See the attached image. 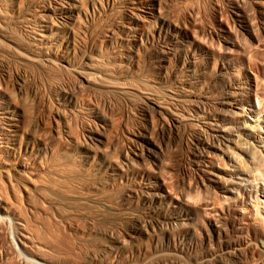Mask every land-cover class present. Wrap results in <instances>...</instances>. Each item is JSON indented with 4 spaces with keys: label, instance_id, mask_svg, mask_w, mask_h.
<instances>
[{
    "label": "bare ground",
    "instance_id": "1",
    "mask_svg": "<svg viewBox=\"0 0 264 264\" xmlns=\"http://www.w3.org/2000/svg\"><path fill=\"white\" fill-rule=\"evenodd\" d=\"M94 1L96 3V0H87L92 13L98 10ZM229 1L237 7L238 18L245 9L264 15V0ZM83 5L82 0H60L49 7L50 12H59V22L42 21L39 37L32 36L25 27L28 40L21 46L25 51L15 46L14 38L1 30L0 46L20 49L26 60L34 62L33 66L41 65L49 70L74 68L71 61L78 46L73 30L68 29L66 23L73 16L72 10L77 14ZM106 7L125 10L124 38L134 57L141 45L138 39L148 40L164 50L180 41L186 54L190 53L185 56L183 67L188 57L208 70L210 82L216 84L217 89L203 98L215 108L208 110L209 117L202 125L209 132V139L197 136L193 158L200 162V173L217 186L224 205L215 208L210 204L211 198L209 201L192 197L195 193L192 182L174 191L160 167L159 170L148 162L145 164L142 151L137 155L138 160L126 155L119 164L115 158L94 149H88L81 162L68 158L62 150L59 125L64 110L59 109L61 112L56 111L46 121L40 117L39 108L31 110L24 98H14L0 88V224L14 225L17 241L27 249L25 262L29 264H108L105 260L97 261L103 251L100 255L94 254V241L100 234H109L117 244L115 252L120 250L121 254H127L130 246L136 254L147 251L162 254L171 249L177 263H182L184 256L189 264H209L212 258H218V264L264 261V162L258 158L259 154H264V37L258 35L253 18L244 30L223 28L220 43L211 46L193 29L186 30L162 15L158 0H104L100 11ZM105 12L107 9L100 16ZM245 33L251 36L250 41L244 37ZM256 49L261 51L260 61L252 54ZM86 66L89 69L82 72V79L87 83L93 77L110 75L105 66L103 69L99 64ZM106 78L117 93L131 90L119 85L114 78ZM137 94L149 101L142 89L137 90ZM65 100L69 105L74 104L69 95L64 96ZM179 119L182 118H173V122ZM250 136L256 140L249 141ZM146 143L149 142L142 145L149 150ZM212 148L225 151L226 166L204 167ZM120 180L142 190L144 203L151 207L153 217L137 222L125 235L114 233V236L97 224L107 221L106 210L110 206L107 193ZM230 210L232 213L227 218L225 212L230 213ZM47 214H52L56 224L47 223L44 227L59 244L50 240L44 229L42 233L49 236L44 234L47 243L42 234L34 231L41 219H48ZM223 215L227 218L225 222L220 220ZM204 218H207L206 224L202 222ZM81 231L89 236V241H81ZM38 235L42 236L44 245L54 242L58 248L54 244L51 248L57 249L46 252ZM65 235L71 236V241L70 238L67 241ZM90 255L89 260L82 259ZM17 256L15 250L0 251V264H19L14 259Z\"/></svg>",
    "mask_w": 264,
    "mask_h": 264
},
{
    "label": "rangeland",
    "instance_id": "2",
    "mask_svg": "<svg viewBox=\"0 0 264 264\" xmlns=\"http://www.w3.org/2000/svg\"><path fill=\"white\" fill-rule=\"evenodd\" d=\"M59 1L0 0V30L12 36L16 42L15 46L22 49L21 46L26 45L28 40L25 27L30 29L32 36L39 37L38 34L42 33V30H39L42 21L53 24L59 22V12L49 11V7ZM82 1L83 8L78 10L77 14L72 10L73 16L67 19L66 23V27L73 30L78 46L71 61L74 68L49 70L41 65L33 66L34 62L26 60L20 49L15 51L10 47L6 49L0 46V88L15 96L14 98H24L31 110L39 108L40 117L46 121L56 111L64 110L59 125L62 128V150L68 158L81 162L88 149H94L109 158L112 157L111 159L115 158L119 164L130 156L138 160L137 155L142 151L145 164L148 162L147 164L154 168L160 167L168 183L175 188L174 191L181 190L184 185L192 182V190L198 192L196 196L191 190L190 194L194 193L192 197L195 195L197 199L203 200L208 198L209 201L211 198L210 204H214L215 208L223 207L217 186L206 180L198 168L200 162L193 158L197 136L200 135L206 141L209 139V132L204 130L202 125L207 122L208 110L215 108V105L210 106L203 98L210 91L217 89L216 84L210 82L208 70L201 65L197 66V61L193 63L188 57V67H183V60L186 55L190 56V53L186 54L187 51L180 41L171 49L164 50L148 40L138 39L141 45L137 57H134L130 53L129 43L124 38V26L127 22L125 10L121 7H106L104 10L107 9V12L100 16L104 13V10L100 11V3L103 7L104 0H96V3L94 1L98 10L93 13L87 0ZM158 2L162 15L184 26L186 30L193 29L211 46L220 43L223 28L244 30L251 18L258 35L264 37V15L245 9L238 18L235 15L237 7L234 8L229 0ZM43 13L44 16L41 17ZM244 37L251 40L249 34L245 33ZM252 54L255 59L261 60L260 49H256ZM91 64H99L101 68L105 66L110 75L93 77L89 83L83 81L82 72L89 69L86 65ZM106 77L114 78L119 85L131 90L117 93ZM211 88L213 90H210ZM141 89L148 94L149 101L143 100L137 94V90ZM68 95L73 98L74 104L69 105L66 100L65 103L64 96ZM191 95L196 98H189ZM170 112L175 114L171 115ZM173 118L182 119L173 122ZM255 140V137H249V141ZM144 142H149L146 143L149 150L142 145ZM224 152L223 149L219 151L212 148L204 167L226 166ZM259 155V160L264 162V154ZM216 170L221 172L217 168ZM107 198L110 205L106 210L107 221H100L97 227L110 230L111 234L125 235L137 222L153 217L151 207L144 203L142 190L137 185L120 180L109 188ZM229 212H225L227 218L232 213L231 210ZM25 215L28 217L27 211ZM47 215L48 219H41L34 228L35 233L42 234L45 238L49 232L44 225L56 224L52 214ZM221 218L222 222L227 221L226 217ZM206 219L202 221L204 224ZM42 230L47 233H44L45 236ZM48 235L47 238L59 244L53 235ZM38 236L41 239L42 236ZM108 236L109 234H100L94 241V254L100 255L103 251L102 257L97 258L98 262L105 260L108 264H189V259L185 256L182 263H177L171 249H166L162 254L151 251L136 254L128 246L130 251L127 254H121L120 250L115 252L118 249L117 244ZM79 237L81 241H89V236L83 231L79 232ZM45 238L42 239L47 243ZM65 238H70L71 241V236L65 235ZM44 240L41 245L46 248V252L55 249L51 248L55 244L53 241L52 245L50 242L46 246ZM14 250L18 252L15 261L19 264H29L25 262L27 249H23L17 241L14 225L0 224V251ZM91 257L92 255L82 259L89 260ZM215 259L212 258L208 263L218 264L220 260ZM256 261V264H264L263 260Z\"/></svg>",
    "mask_w": 264,
    "mask_h": 264
}]
</instances>
